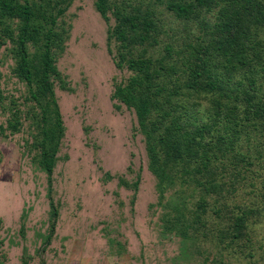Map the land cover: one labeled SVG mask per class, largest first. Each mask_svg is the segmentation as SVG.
I'll return each instance as SVG.
<instances>
[{
  "label": "rangeland",
  "instance_id": "374dc122",
  "mask_svg": "<svg viewBox=\"0 0 264 264\" xmlns=\"http://www.w3.org/2000/svg\"><path fill=\"white\" fill-rule=\"evenodd\" d=\"M94 1L52 0L66 8L55 21L50 49L54 74L49 80L61 137L51 175L57 217L48 242L37 108L26 100L28 86L16 75L13 42L6 39L0 46V264H20L22 255L27 264H264V166L230 195L221 193L218 200L227 208L219 218L209 207L214 195L203 198L208 206L202 213L198 188L180 179L159 198L133 111L111 97L130 73L114 66L116 43L106 37L114 19L108 13L104 22ZM111 1L126 12L152 5L175 33L183 23L164 11L167 0ZM6 26L14 39L16 20ZM39 44H26L37 65ZM160 53L154 48L153 57ZM15 110L18 126L12 131L6 122ZM177 204L184 207L179 225L189 226L184 236L163 227ZM241 213H247L241 233L231 238L229 223Z\"/></svg>",
  "mask_w": 264,
  "mask_h": 264
},
{
  "label": "trees",
  "instance_id": "16d2710c",
  "mask_svg": "<svg viewBox=\"0 0 264 264\" xmlns=\"http://www.w3.org/2000/svg\"><path fill=\"white\" fill-rule=\"evenodd\" d=\"M65 8L52 0H0V46L6 39L13 42L16 75L28 86L26 100L37 108V164L47 184L46 242L57 217L51 175L61 137L49 80L54 74L50 49L55 21ZM94 9L104 22L108 13L114 19L107 42L116 43L114 66L130 74L114 86L111 97L133 111L158 197L180 179V184L198 188L196 204L202 213L208 206L203 198L214 195L209 207L219 218L227 208L218 200L221 193L230 195L247 177H258L264 166V0H167L164 11L183 22L176 33L156 17L152 5L126 12L111 0H95ZM198 15L197 23L192 22ZM9 20L17 23L14 39L6 26ZM27 43H40L38 65L27 54ZM156 47L161 53L154 58ZM1 100L0 95V107ZM16 113L6 122L12 131L18 126ZM260 190L264 193V184ZM183 209L174 206L165 231L185 235L189 226L179 225ZM246 215L230 221L231 238L241 233ZM205 222L198 226L204 229ZM20 264H27L24 255Z\"/></svg>",
  "mask_w": 264,
  "mask_h": 264
}]
</instances>
